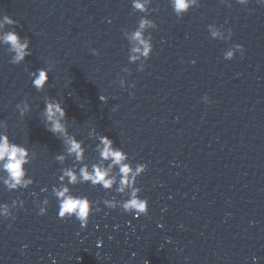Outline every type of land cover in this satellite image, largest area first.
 I'll return each mask as SVG.
<instances>
[{"label":"water","instance_id":"water-1","mask_svg":"<svg viewBox=\"0 0 264 264\" xmlns=\"http://www.w3.org/2000/svg\"><path fill=\"white\" fill-rule=\"evenodd\" d=\"M168 2L151 0L142 14L131 0H0V21L8 15L17 22L4 31L29 38L32 52L13 65L14 53L0 43V120L14 143L34 152L27 165L33 185L9 192L0 181V204H24L12 208L14 221L0 220V264H264V6L200 0L178 19ZM141 15L157 25L146 33L154 50L143 72L128 62L122 35ZM210 24L231 29V40L211 39ZM236 44L243 58L224 60ZM46 61L53 70L39 93L27 72ZM120 78L136 87L121 89ZM48 96L63 103L85 163L98 161L99 134L133 167L147 166L137 181L147 216L107 209L104 199L126 195L83 183L69 185L72 194L101 210L85 229L58 219L51 189L73 159H54L64 149L40 120ZM24 102L32 109L25 118L16 110ZM45 198L47 214L40 216Z\"/></svg>","mask_w":264,"mask_h":264},{"label":"clouds","instance_id":"clouds-1","mask_svg":"<svg viewBox=\"0 0 264 264\" xmlns=\"http://www.w3.org/2000/svg\"><path fill=\"white\" fill-rule=\"evenodd\" d=\"M151 0H131L132 9L138 13L146 14ZM258 5L264 6V0H256ZM175 16L182 19L193 8L200 7V0H169ZM222 4L231 7L229 0H221ZM235 3L241 6H247L250 0H235ZM147 15H141L137 27L130 33L122 32V35L128 41V62L136 64L139 62L138 71L145 70L146 62L151 58L154 50L151 34H147L149 29H156L154 21L147 18ZM6 26H17V22L10 16L5 15L0 21V43L9 46L14 53L11 64H23L27 57L32 55L30 51L31 40L27 37H21L16 31H4ZM210 38L227 43L231 40L233 32L231 29H224L223 26L217 27L210 24L207 27ZM239 53L243 58L245 49L243 45L236 44L229 47L223 53V59L232 61ZM92 55H99L95 49ZM47 67L38 68L35 71L28 70V76L32 87L39 93H43L49 85V77L52 72V62L46 61ZM124 73H129L127 67L123 68ZM117 83L121 89H134L135 83H127L124 78H120ZM132 95V92H129ZM102 103H108V97L100 95ZM202 102L211 104L210 98L205 95ZM44 108L41 111V123L45 129L61 142L64 149L63 153L57 154L55 161L63 165L68 157H72L73 166L61 168V174L58 177V186H53L52 196L57 200L58 219H74L79 222L82 229L87 228L93 211L99 212L101 209L94 204L87 196L72 194L71 186L87 183L92 187H101L106 192L115 188V193L124 196L126 199L117 200L104 199L103 204L107 209L115 210L120 208L123 213L132 215L134 218L147 216L149 211V201L141 198L142 189L137 186L138 178L147 171V166L143 163H137L135 167L128 162V154L106 135H96L95 151L98 153V161L91 165L85 163V146L83 141L78 140L75 135L68 130V117L61 100L48 96L43 101ZM16 110L19 116L25 118L32 111L27 102L16 104ZM116 109L113 108V111ZM31 152L27 147L14 143L8 135L7 121L0 120V181L9 192L19 189H28L34 184V180L28 177L27 165L32 163ZM79 165V167H76ZM49 200L45 198L42 203L37 205L38 214L44 216L47 214ZM24 204L13 200L11 208L7 203L0 204V220H15L12 215V208H23ZM11 227V225H9ZM79 260V257L77 258ZM255 259V258H254ZM147 264V261H146Z\"/></svg>","mask_w":264,"mask_h":264}]
</instances>
